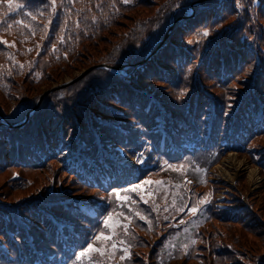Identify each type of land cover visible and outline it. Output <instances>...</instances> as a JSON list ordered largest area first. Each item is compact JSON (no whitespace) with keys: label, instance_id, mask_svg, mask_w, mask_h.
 Masks as SVG:
<instances>
[{"label":"trees","instance_id":"16d2710c","mask_svg":"<svg viewBox=\"0 0 264 264\" xmlns=\"http://www.w3.org/2000/svg\"><path fill=\"white\" fill-rule=\"evenodd\" d=\"M245 1L61 0L52 16L43 0L41 11L14 25L19 36L36 37V53L5 50L0 42V78L14 81L18 101L9 111L0 89V115L9 124L21 122L35 104V87L57 81L75 64L124 67L125 75L93 68L47 92L21 127L9 129L0 120V244L7 248H0V264L72 260L110 208L114 189L134 186L163 161L215 149L218 156L245 153L251 143L260 144L264 28L255 13H264V0L256 1L254 12ZM192 3L193 15L177 20L161 42L173 16L188 13ZM112 142L134 164H117L110 156L119 153L109 148ZM260 150L247 157L264 181ZM57 175L67 186L51 189ZM77 194L95 217L68 199ZM196 234L197 252L186 264H264V220L235 201L214 208Z\"/></svg>","mask_w":264,"mask_h":264},{"label":"rangeland","instance_id":"374dc122","mask_svg":"<svg viewBox=\"0 0 264 264\" xmlns=\"http://www.w3.org/2000/svg\"><path fill=\"white\" fill-rule=\"evenodd\" d=\"M60 1L56 0L53 4L51 0H48L52 16L58 10ZM256 1L246 0L243 3L254 12ZM0 2V41L7 42L4 43V47H1L10 51L23 47L24 50H29L32 55L35 54L36 37L28 33L19 36L14 25L34 11H41L43 0H12L11 7L8 0H0ZM255 14L260 19L257 22L260 23L261 28H264V13L257 12ZM192 15L193 11L189 9L188 13L184 15L173 16L163 37L169 34L177 20ZM260 15H262L261 18ZM128 16H132V14L128 13ZM174 19L175 21H173ZM232 19L233 16H230L228 22H231ZM8 25L11 27L9 28ZM169 26L170 30L168 31ZM220 26L223 27V23ZM39 48L40 46L37 45V49ZM52 48L53 46L50 44V50ZM93 65L84 67L83 64H75L72 70L64 71L59 75L57 81L50 80L42 86L35 87L34 93L37 91L40 96L42 91L65 83L59 87L62 88L74 82L71 80L81 71ZM123 68L117 71L125 75L122 72ZM33 75L36 76L37 72ZM14 78L19 79L17 75ZM0 89L5 92L9 100L7 106L9 111L13 110L18 104L17 99L12 96V93H15L14 81L0 78ZM179 99L178 96L180 105ZM35 104L25 112L21 122L9 124L1 116L4 122L1 124L5 126H7L6 123L9 124L11 126H7L9 129L21 127L37 108L38 105L32 110ZM160 110L161 114L155 117V121L159 123L158 129H161L162 121L160 116L163 110ZM254 144L251 143L245 149V153L230 150L218 156V150L215 149L197 154L196 158L180 162L163 161V167L155 174L144 178L132 187L114 189L109 196L112 198L110 208H106L105 213L98 218V222L96 226H93L83 248L75 254L72 260L67 261V259L61 258L65 261L61 264H151V262L154 264H186L187 260L197 252L196 232L205 225L214 208L217 210L226 209L231 201H235L240 208L264 220L262 209V207L264 208L263 177L259 167L247 157V154L251 150L253 152V149L257 147H261L259 152H263L264 139L260 144ZM108 146L119 152L118 154L110 153L117 164L130 166L136 161L114 142H112V146ZM73 153L76 157L77 150H74ZM215 158L218 160L213 162ZM46 185L48 187L49 184ZM66 186V180H61L57 175V181L53 180L51 189H62ZM77 195V197L70 195L68 199H71L74 204H80V208L85 214L95 217L94 210L86 208L87 199H80L79 194ZM193 208L197 211H191ZM105 221H107V225ZM54 223L59 225V221ZM89 245L93 250L87 252L84 257H80L79 254ZM0 248L7 252L4 245L0 244ZM256 249L257 245L251 247V251L254 253L257 251Z\"/></svg>","mask_w":264,"mask_h":264},{"label":"water","instance_id":"95a60500","mask_svg":"<svg viewBox=\"0 0 264 264\" xmlns=\"http://www.w3.org/2000/svg\"><path fill=\"white\" fill-rule=\"evenodd\" d=\"M197 3V2H196ZM192 5H193V3L192 4H190L189 5V9L191 10V11H193L192 10ZM173 21H175V19L173 20ZM170 30V26L168 27V31ZM166 38V36H164L163 37V39L161 40V42L164 40ZM140 63L138 62V63H136V66H138ZM93 68H114V69H116V70H120L122 67H111V66H109V65H106V64H103V63H101V64H96V65H93V66H91V67H89V68H87V69H85V70H83V71H81L74 79H72L71 81H75V80H77V79H79L82 75H84L87 71H89V70H91V69H93ZM65 83H62V84H59V85H56V86H52V87H50L49 89H46V90H44V91H42V93L40 94V96L38 97V99H37V102H36V104H35V106L32 108V110L39 104V102H40V100L42 99V97L47 93V92H50V91H52V90H54V89H56V88H59V87H61V86H63ZM0 120H1V122L2 123H4L3 122V118L1 117V115H0ZM6 125L7 126H9V127H11L9 124H7L6 123Z\"/></svg>","mask_w":264,"mask_h":264},{"label":"snow or ice","instance_id":"6c2138e0","mask_svg":"<svg viewBox=\"0 0 264 264\" xmlns=\"http://www.w3.org/2000/svg\"><path fill=\"white\" fill-rule=\"evenodd\" d=\"M51 2L53 4H55L56 0H51ZM124 2L127 3L128 0H124ZM8 3H9V6L11 7L12 6V0H8ZM33 19H35L34 16H33ZM17 23H19V22H17ZM49 23H51V21H49ZM8 27L10 28L11 25H8ZM204 35L207 36L208 35V32L205 31L204 32ZM0 42L7 43L6 41H0ZM125 199H127V197H125ZM191 211L195 212V211H197V209L193 208V209H191ZM105 224L107 225V221H105ZM92 250L93 249H92L91 245H89L88 248L86 250L82 251L79 255H80V257H84L85 255H87V252L92 251ZM125 251H127V250H125ZM121 258L123 259L124 257H121Z\"/></svg>","mask_w":264,"mask_h":264}]
</instances>
